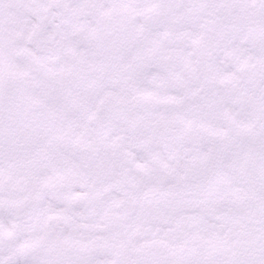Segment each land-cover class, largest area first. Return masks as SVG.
I'll return each mask as SVG.
<instances>
[{
	"label": "snow or ice",
	"instance_id": "6c2138e0",
	"mask_svg": "<svg viewBox=\"0 0 264 264\" xmlns=\"http://www.w3.org/2000/svg\"><path fill=\"white\" fill-rule=\"evenodd\" d=\"M0 264H264V0H0Z\"/></svg>",
	"mask_w": 264,
	"mask_h": 264
}]
</instances>
